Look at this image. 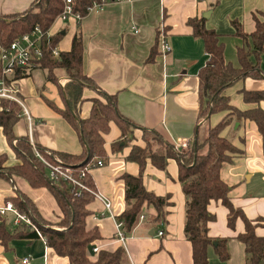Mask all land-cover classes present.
Wrapping results in <instances>:
<instances>
[{"label": "crops", "instance_id": "1", "mask_svg": "<svg viewBox=\"0 0 264 264\" xmlns=\"http://www.w3.org/2000/svg\"><path fill=\"white\" fill-rule=\"evenodd\" d=\"M33 1L0 0V15L20 13ZM263 13L264 0H104L100 8L87 11L78 24L74 18L53 21L50 33L63 34L57 44L59 51H68L75 31L80 32L82 70L96 85L94 89L84 88L80 117L88 116L93 97L106 93L115 96L118 112L137 125L132 129L129 145L112 152L111 143L120 139L121 131L119 125L111 121L108 131L102 134L107 160L98 159L102 165L88 168L94 189L111 202L108 210L95 197L87 204L90 214L85 218L86 227L96 226L100 235L91 242L90 249L95 246L98 250H113L121 244L125 249V263L192 264L191 243L183 232L185 199L175 158H169L164 169L148 160L142 171L147 190L170 196L166 221L154 229L150 222L154 210L144 208L148 216L136 224L123 243L117 239L115 217L125 207L122 175L139 173L138 164L125 157L132 144L145 145L143 130L157 131L172 145L182 141L189 143L197 134L204 137L209 127L228 114V111L215 113L209 120L199 117V72L208 61V55L202 38L195 36L188 24L191 18H202L205 28L217 33L224 59L232 67L240 68L238 49L249 50V57L257 63L260 75L241 77L226 88L224 94L240 110L258 106L245 102L241 90H264V39L261 52H252L251 37L238 36L233 22L238 23L243 33L251 34L256 21H263ZM161 36L170 47L168 51L161 47ZM52 75L53 81L48 78L47 69L39 66L19 77L16 96L21 103H17L20 109L12 125L13 133L27 137L33 146L79 154L82 144L78 134L61 114L67 105L61 89L68 77L59 68ZM260 106L264 108V103L260 102ZM220 135L241 151L231 155L220 167V178L230 188V201L250 220L264 216V149L255 123L232 117ZM15 145L16 140L10 142L0 126V155L6 157L5 166L22 162L16 156ZM17 191L31 199L43 219L57 225L61 211L48 188L31 186L16 174L11 175V182L0 177V204ZM208 210L215 215L208 223V234L228 238V258L220 260L209 248L208 264H244V245L237 238L244 231L243 220L237 217L234 226L229 227L228 209L219 200H211ZM7 219L11 224V213L7 214ZM157 230L162 234L158 235ZM255 233L264 239L263 223L256 226ZM26 256L30 257V264H67V258L48 247L43 237L13 239L9 249L0 243V264H21ZM88 256L94 259L95 253Z\"/></svg>", "mask_w": 264, "mask_h": 264}, {"label": "trees", "instance_id": "2", "mask_svg": "<svg viewBox=\"0 0 264 264\" xmlns=\"http://www.w3.org/2000/svg\"><path fill=\"white\" fill-rule=\"evenodd\" d=\"M92 1L101 0H72V8L82 17L87 13V7ZM63 0H34L31 6L15 14L0 15V45H6L18 35L30 31L35 25L47 30L56 16L62 11ZM264 17V13H263ZM10 19L9 21H7ZM77 24L79 21H76ZM188 24L192 27L193 34L202 38L208 61L200 70V102L199 117L209 120L210 116L222 111H228L225 118L214 126L208 128L204 137L198 134L190 142L188 152L177 151L171 143L165 142L163 137L155 130H143L144 146L132 144L127 160L134 161L139 166L137 175L123 174L124 201L123 211L115 217L120 223L123 235L128 236L139 221V215L147 207L154 210L150 222L154 229L166 221L167 206L171 204L169 195H156L145 188L142 171L146 162L157 168L164 169L169 158H175L179 164L178 180L182 185L184 194V236L191 243L192 264H208V249L212 248L220 260L228 258L227 237H212L208 234V223L215 219L214 213L208 210L211 200H219L228 209L227 224L234 226L235 219L240 217L244 222V231L237 235L244 245V264H264V239L255 233L258 224H264V216L254 220L248 219L243 211L235 207L228 196L229 186L220 178V167L223 162L231 159V155L241 153L226 137L220 135L223 128L231 118L240 121L248 119L255 123L261 135L264 149V90L242 89L245 102L257 103L258 106L240 110L230 103L229 96L224 94L226 88L246 75L258 77L257 63L250 59L249 50L238 49L240 68H234L226 63L223 55V46L218 41V35L213 29H206L202 18H191ZM236 34L243 39L248 36L252 39L253 50L258 54L262 50L264 39V19L256 21V28L251 34L242 32L237 22H233ZM61 32H56L45 41L43 57L39 66L46 68L48 78L55 80L53 71L62 69L68 77L61 92L66 100V108L61 111L62 116L76 130L82 151L79 154L50 151L39 145H31L27 137H17L12 130L20 107L16 102L0 98V126L6 138L11 142L16 140L15 153L21 163L5 166L6 157L0 155V177L11 182V175L16 174L25 178L31 186H44L54 195L60 208L61 216L57 225H51L43 219L31 199L17 191L14 196L6 197L12 202L20 213L27 214L32 223L37 227L48 247L58 255L67 258V264H125V249L118 245L113 250L100 249L95 253V258L90 249L91 242L100 237L96 226L87 228L85 218L90 214L87 204L94 198L88 191H77L79 188L62 178L51 179L49 169L37 160L32 147L46 158L53 161L48 155L51 152L57 155L64 165L69 166L75 175L84 171L85 167L97 165L98 159L105 162L107 154L104 149L102 134L106 133L111 121L119 125L120 139L111 143L112 152L122 150L132 139V129L137 127L130 119L120 114L116 107L115 96L102 93V97L91 99V108L85 118L79 115L80 102L83 100L84 88L96 87L91 78L82 70V40L79 31H75L71 46L68 51H59L52 55V49L57 48L62 37ZM153 54L149 55L151 59ZM257 56V55H256ZM26 75L25 70H18L14 78ZM146 135L151 141H147ZM83 183L94 188L91 175L86 169L82 176ZM4 200V201H5ZM145 208V209H144ZM7 215H0V243L5 249L10 248L13 239H35L39 235L35 230L24 223L10 228ZM58 227V228H55ZM158 231V230H157ZM95 247V246H94Z\"/></svg>", "mask_w": 264, "mask_h": 264}, {"label": "built area", "instance_id": "3", "mask_svg": "<svg viewBox=\"0 0 264 264\" xmlns=\"http://www.w3.org/2000/svg\"><path fill=\"white\" fill-rule=\"evenodd\" d=\"M119 1V0H116ZM64 6L59 14L58 18L65 19L70 15L79 18L78 13H74L72 9V0H63ZM104 0L92 1V3L87 7V10L98 9L103 4ZM50 34L48 30H42L39 26L35 25L30 32L21 34L20 36L13 39L10 43L6 45H0V98L10 99L17 103H21L20 99L16 96L17 87L13 85V74L16 68L25 69L35 66L39 63L40 59L43 57V49L41 40H49ZM161 47L163 51H168L170 49L167 41L163 36L160 39ZM58 54V49L54 47L52 49V55L56 56ZM24 114L29 119L28 112L24 108ZM176 149L187 150L189 148V143L182 141L176 143ZM41 158V157H40ZM49 169L50 178L57 179L62 178L69 181L70 183L76 185L79 189H88L83 181L82 176L88 167H85L84 171H81L78 175L73 173V170L64 165L60 159H57L53 163L48 162L46 159L41 158ZM97 165H102V161L97 160ZM94 195L103 203L106 208H110V203L105 197L100 194L94 193ZM8 213L12 214L11 226L16 227L20 223L28 225L30 228L36 231L39 237H42L37 227L32 223L30 217L25 213L18 212L13 206L12 202L4 201L0 204V215L5 216ZM143 219V213L140 215ZM159 235L162 234L161 231L158 232ZM116 237L119 242L123 243L125 236L120 229V223L116 221ZM98 247H93L92 251L96 252ZM21 264H30V257L26 256L21 259ZM125 264H134L128 261Z\"/></svg>", "mask_w": 264, "mask_h": 264}, {"label": "rangeland", "instance_id": "4", "mask_svg": "<svg viewBox=\"0 0 264 264\" xmlns=\"http://www.w3.org/2000/svg\"><path fill=\"white\" fill-rule=\"evenodd\" d=\"M64 3V2H63ZM71 5H72V2H71ZM73 9V8H72ZM87 11H89V10H87ZM73 12L74 13H78L79 14V18H76V17H74L73 15H70V16H68L67 18H65V19H62L61 18V20H66V19H69V18H74L76 21H80L81 20V18H82V15L79 13V12H76V11H74L73 10ZM60 14V13H59ZM59 14L56 16V18L55 19H60V18H58L59 17ZM10 19H8L7 21H9ZM41 28V27H40ZM50 28V27H49ZM49 28L47 29L48 30V32H49V34H50V36L51 35H53L54 33H50V31H49ZM42 29V28H41ZM43 30V29H42ZM31 31V30H30ZM30 31H28V32H30ZM18 36H20V35H18ZM17 36V37H18ZM45 41H47L46 39L44 40V42H43V39L41 40V44H42V49H43V47H44V44H45ZM58 49V48H57ZM58 52H59V50H58ZM41 60V59H40ZM39 63H40V61H39ZM39 63L37 64V65H35V66H32V67H30V68H25V69H23V70H25L26 71V74H28L29 73V71L31 70V69H34V68H36V67H39ZM18 70H20V69H18V68H16L14 71V74H13V85L15 86V87H18V79L19 78H14V75H15V73L18 71ZM22 70V69H21ZM21 78V77H20ZM10 100V99H9ZM11 101H13V100H11ZM15 102V101H14ZM17 103V102H16ZM201 137V136H200ZM199 137V138H200ZM146 139H149V140H146V142L147 141H151L152 140V138L150 139V136H148V135H146ZM174 147H175V149H176V145L174 144ZM189 147H190V142H189ZM178 149V150H177ZM176 150L177 151H179L180 149L179 148H177ZM189 150V149H188ZM188 150H185V151H183V152H188ZM32 151H33V154H34V156H35V158L37 159V160H39L40 162H42L44 165H45V163L41 160V158H43V159H46L48 162H50V163H53L54 161H56L57 159H60L57 155H54V154H52L51 152H48L47 154L48 155H50V157H51V159L53 160V161H50V159H48V157L46 158L44 155H42L39 151H37L35 148H33L32 147ZM180 151H182V150H180ZM179 151V152H180ZM41 157V158H40ZM46 166V165H45ZM51 179H53V178H51ZM84 185L88 188V189H78L77 191L79 192V191H81V190H84V191H88V192H90L91 193V195L93 196V197H95V198H97L95 195H94V193H97V194H100V193H98L97 192V190H95L94 188H92V187H90V186H88L87 184H85L84 183ZM103 197H105V196H103ZM106 199H107V201H109V203H110V206H111V202H110V200H109V198L108 197H105ZM98 199V198H97ZM104 209H107L108 210V208H106L105 206H104ZM143 213V219H145L147 216H148V214H147V212H145V211H142L141 212V214ZM140 214V215H141ZM139 215V221H141L142 220V218H141V216ZM138 221V222H139ZM10 228H12V226H11V224L8 222V224H7ZM55 228H58V227H55ZM159 231H161V230H158V232ZM158 232H157V234H158ZM162 232V231H161ZM159 235V234H158ZM97 252V251H96ZM96 252H93L92 251V253H96Z\"/></svg>", "mask_w": 264, "mask_h": 264}]
</instances>
